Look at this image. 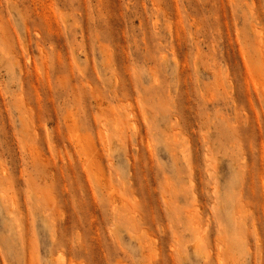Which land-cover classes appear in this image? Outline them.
Wrapping results in <instances>:
<instances>
[{
  "label": "rangeland",
  "instance_id": "374dc122",
  "mask_svg": "<svg viewBox=\"0 0 264 264\" xmlns=\"http://www.w3.org/2000/svg\"><path fill=\"white\" fill-rule=\"evenodd\" d=\"M0 264H264V0H0Z\"/></svg>",
  "mask_w": 264,
  "mask_h": 264
}]
</instances>
